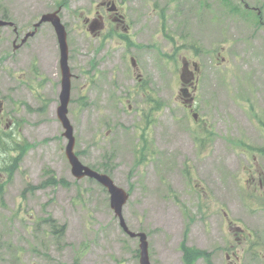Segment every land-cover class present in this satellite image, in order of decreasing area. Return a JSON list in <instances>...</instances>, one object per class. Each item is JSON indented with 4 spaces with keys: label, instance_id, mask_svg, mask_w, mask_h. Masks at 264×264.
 <instances>
[{
    "label": "rangeland",
    "instance_id": "374dc122",
    "mask_svg": "<svg viewBox=\"0 0 264 264\" xmlns=\"http://www.w3.org/2000/svg\"><path fill=\"white\" fill-rule=\"evenodd\" d=\"M116 1L123 23L106 0H0V17L21 31L16 47L12 26H0V120L32 144L0 199V264H141L140 236L124 230L108 190L74 176L71 139L82 163L131 191L123 217L147 234L152 264H186L182 243L210 252L211 264H264V0ZM56 11L73 76L71 136L58 115L56 27L34 25ZM99 15L106 28L94 36L86 20ZM25 31L34 34L20 47ZM185 58L202 68L198 120L177 98ZM144 80L163 105L142 160ZM52 173L66 182L42 185ZM239 224L249 237L235 241Z\"/></svg>",
    "mask_w": 264,
    "mask_h": 264
},
{
    "label": "water",
    "instance_id": "95a60500",
    "mask_svg": "<svg viewBox=\"0 0 264 264\" xmlns=\"http://www.w3.org/2000/svg\"><path fill=\"white\" fill-rule=\"evenodd\" d=\"M51 20L53 21L57 34L60 41L61 47V65H62V91L60 94L61 103L58 107V115L63 124L67 127L68 131H65L67 136H71L72 126L70 121L67 117L68 113V103L70 100L71 95V71L68 64V54H69V45L67 42V32L65 30V26L61 23L60 18L57 16V11L53 14H46L43 15L42 19L38 21L35 25L36 27L39 26L42 22ZM5 24H13V22L7 21L5 19L0 18V26ZM101 27V25L95 21L91 25V29L95 30ZM34 31L28 32L26 36L23 38V42L29 36L33 35ZM1 100V99H0ZM75 142L74 139H71V142L67 145L66 153L68 160L72 166V172L78 178H82L84 176H90L97 179L101 184H103L111 195V205L112 208L115 210L116 214L120 216L121 225L123 226L124 230L128 232L131 236H140V262L141 264H152L150 260L149 254V242L147 238V234L145 232L132 231L127 226L125 219L123 217V207L127 203L129 194L128 192L121 186L117 185L115 181L104 172H100L93 167L88 165H84L77 154L75 153Z\"/></svg>",
    "mask_w": 264,
    "mask_h": 264
},
{
    "label": "trees",
    "instance_id": "16d2710c",
    "mask_svg": "<svg viewBox=\"0 0 264 264\" xmlns=\"http://www.w3.org/2000/svg\"><path fill=\"white\" fill-rule=\"evenodd\" d=\"M259 17L257 18V22L259 23ZM111 35V34H110ZM122 38H125L129 41V43H134V41L130 38L128 34H122ZM139 46V45H138ZM146 83L142 84V90L147 93V104L148 107L145 108L144 113V120H145V127L142 134L143 145L140 148L141 155L139 159L142 157V160H145L146 157V150L149 147V137L148 134L146 135V130H148L149 126L154 122L155 118L153 113L162 107V100L157 97L154 93L148 92L146 87ZM262 126H264V120H261ZM13 133L8 132L4 127L3 123L0 120V171L7 172L8 179L5 181H0V199L4 197L5 185L9 180H11L14 176L16 169L19 167L21 161L23 160L26 152L32 146V144L28 143L27 141H20L17 136L12 135ZM261 153L264 152V149L261 148L259 150ZM145 156V157H144ZM106 171H109L105 168ZM1 180V179H0ZM66 182L64 178H57L54 173L44 182L42 185L46 183L55 184ZM65 228V227H64ZM55 231L58 232L57 223L55 221ZM60 238V235H58ZM182 249H184V258L186 264H194V261L200 257L204 256L209 264H211L210 256L211 253L195 248L189 247L185 243L181 245Z\"/></svg>",
    "mask_w": 264,
    "mask_h": 264
},
{
    "label": "flooded vegetation",
    "instance_id": "af4514ba",
    "mask_svg": "<svg viewBox=\"0 0 264 264\" xmlns=\"http://www.w3.org/2000/svg\"><path fill=\"white\" fill-rule=\"evenodd\" d=\"M12 30L14 32V35H13L12 39H13L14 45H15V43L17 44L18 37L21 35V31L15 30V28L13 26H12ZM25 33H26V31L24 32V35H25ZM21 40H22V38H21ZM25 44H23V45H25ZM22 46H20V47H22ZM188 72H189V75H192V73L190 71H188ZM190 84L188 86V90H186L184 92L185 95H182V98L184 99V102L185 103H187V100H189V98H191L193 96V93L191 92V89L193 90L194 88H196V86L194 85L193 81H191ZM187 105L190 106V108L192 109L193 103L192 104L191 103H187ZM257 171H258V174L261 176V178H260V185H263V181H264V169L263 168H258ZM227 258H230V255L229 254H227ZM229 264H232V263L230 262Z\"/></svg>",
    "mask_w": 264,
    "mask_h": 264
}]
</instances>
